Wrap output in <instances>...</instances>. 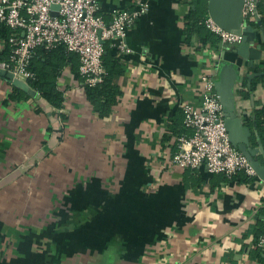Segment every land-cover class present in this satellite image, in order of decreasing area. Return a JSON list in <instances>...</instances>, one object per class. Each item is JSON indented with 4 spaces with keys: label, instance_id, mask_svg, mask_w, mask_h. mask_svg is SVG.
Segmentation results:
<instances>
[{
    "label": "crops",
    "instance_id": "0c3cea01",
    "mask_svg": "<svg viewBox=\"0 0 264 264\" xmlns=\"http://www.w3.org/2000/svg\"><path fill=\"white\" fill-rule=\"evenodd\" d=\"M98 1L106 23L137 2ZM190 8L192 0H149L126 31L129 51L107 41L122 69L107 116L92 109L75 68L56 76L60 108L0 73V264H264L255 245L264 180L177 167L169 125L181 126L183 104L199 106L210 74L222 107L258 145L264 23L241 54L203 43L186 24ZM257 10L264 21V0Z\"/></svg>",
    "mask_w": 264,
    "mask_h": 264
},
{
    "label": "built area",
    "instance_id": "2783aa9c",
    "mask_svg": "<svg viewBox=\"0 0 264 264\" xmlns=\"http://www.w3.org/2000/svg\"><path fill=\"white\" fill-rule=\"evenodd\" d=\"M260 0H244V21L260 16ZM56 5L57 8L52 6ZM149 9V0H137L130 10L116 11L109 23L100 13L98 0H0V23L11 29L8 38L10 54L0 62V69L10 72L14 79L32 77L30 61L37 48L51 49L62 45L77 54L78 73L84 85L94 86L105 75L102 63L103 44H116L121 52L129 51L126 31ZM205 27L221 42L239 43L242 35L230 33L207 17ZM202 94L199 106L182 105L183 125L188 133L175 138L176 150L170 161L181 169L195 170L204 165L212 174L228 178L238 172L255 175L246 157L232 145L224 124V112L210 74L201 76ZM264 222V217H263ZM255 245L264 253V231Z\"/></svg>",
    "mask_w": 264,
    "mask_h": 264
},
{
    "label": "trees",
    "instance_id": "16d2710c",
    "mask_svg": "<svg viewBox=\"0 0 264 264\" xmlns=\"http://www.w3.org/2000/svg\"><path fill=\"white\" fill-rule=\"evenodd\" d=\"M192 1L195 5V9L193 10L190 8L189 14L186 16V24L188 25V29L191 30L195 28L197 30L199 39L203 43L210 42L213 45H217L220 42V39L216 36V34L208 30L204 24L205 19L208 17L206 1ZM261 22L264 23L262 18ZM249 24L255 25V22H249ZM11 33V29L0 23V35L3 39V47L0 49V62L7 60L10 54L8 38ZM107 46L108 42L105 41L103 44L104 53L102 56L105 75L102 81L94 86L84 85L85 97L90 103L92 109L100 117L107 116L111 112L112 107L117 103L119 89L114 82V78L115 76L119 75L122 70L119 59L110 53V49L107 48ZM63 66L75 68L74 70H77V74L79 75V60L77 54L66 51L62 45L51 49H44L41 47L37 48L29 65V69L33 75L32 77L26 79L30 87L37 90L42 97L47 99L56 108H60L63 102V95L61 91L57 90L55 85L56 76L59 74V71ZM258 81L264 88V69H262ZM254 114V123L256 126L257 137L262 141L264 140V109H256ZM172 121L174 122V120ZM172 121H170L171 123L169 125L172 126V129H174V134L176 137L181 134L188 133L187 129L183 125V119L181 126L179 125L177 128L175 125H172ZM169 139L168 137H163L164 141H168ZM175 146L176 145L174 144L173 148ZM241 174L243 175L242 179L244 181H250L252 179V176L240 172L233 175V178L240 176ZM261 232L257 234L256 238Z\"/></svg>",
    "mask_w": 264,
    "mask_h": 264
},
{
    "label": "water",
    "instance_id": "95a60500",
    "mask_svg": "<svg viewBox=\"0 0 264 264\" xmlns=\"http://www.w3.org/2000/svg\"><path fill=\"white\" fill-rule=\"evenodd\" d=\"M244 0H209L208 1V14L209 17L214 21V23L219 26L221 29L235 34L242 35V40L239 43H224L225 46H230L236 48V51L239 53L242 52L247 44L252 43L256 33L259 29L262 30L261 17L256 16L255 22L258 25V28H254L251 24H247L244 21L242 15ZM53 8L58 6L53 5ZM0 73L5 75L15 82L17 79L13 78V75L10 72H6L3 69H0ZM215 91L219 96V100L222 103V94L216 83H214ZM29 92H33L31 89H28ZM224 124L227 129L229 139L234 147H236L247 159L249 165L254 170L255 174L264 180V166L261 165L258 161V155L261 154L264 158V148L260 142V139L257 138V146H252L250 142L251 132L250 129L246 126L244 127L243 121L240 120L234 112H227L224 107ZM242 125L241 128L239 127ZM256 134V132H255Z\"/></svg>",
    "mask_w": 264,
    "mask_h": 264
}]
</instances>
